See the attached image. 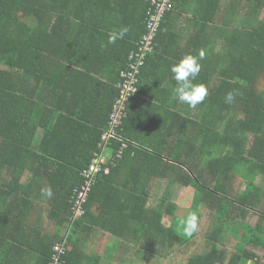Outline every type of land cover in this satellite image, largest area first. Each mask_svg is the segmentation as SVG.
Instances as JSON below:
<instances>
[{
	"label": "trees",
	"instance_id": "1",
	"mask_svg": "<svg viewBox=\"0 0 264 264\" xmlns=\"http://www.w3.org/2000/svg\"><path fill=\"white\" fill-rule=\"evenodd\" d=\"M150 1L0 0V264H50L57 245L66 248L58 264H87L80 244L95 230L160 256L187 247L185 264H264L246 249L264 244L261 222L249 223L251 215L264 223L256 168L264 159V0L201 1L216 8L205 29L217 27L221 14L217 67L194 81L207 85L206 99L195 108L183 104L187 127L181 129L180 116L165 109L141 133L148 113L162 108L144 98L146 73L159 56L166 16L174 8L165 13L139 92L105 150L83 215L71 221L74 190L84 183L82 174L110 127L121 71L147 33ZM122 27L128 33L109 44L108 34ZM171 78L176 87L172 72ZM229 91L235 95L231 104L225 102ZM171 118L173 128L166 123ZM153 180L165 181L166 188L150 206ZM178 187L194 193L184 216L172 200ZM48 188L50 197L40 195ZM45 199L57 224L54 233L40 225ZM191 212L198 226L204 217L212 219L204 235L197 229L187 236L178 228Z\"/></svg>",
	"mask_w": 264,
	"mask_h": 264
},
{
	"label": "crops",
	"instance_id": "2",
	"mask_svg": "<svg viewBox=\"0 0 264 264\" xmlns=\"http://www.w3.org/2000/svg\"><path fill=\"white\" fill-rule=\"evenodd\" d=\"M201 1L202 0H190L188 1L189 3L178 2L176 3L177 7H174L172 5V9L174 8L172 14L169 17L166 16L167 21L165 23V33L162 35L163 40L161 41V45L159 47L160 49L157 48V53L159 54V56L155 57L156 61L154 62V66L149 72L146 73L147 95H145L144 98V101L150 98L155 99H151L149 101L150 107L155 108V106L152 105H157L161 106L162 108L161 110L157 111V113H148L149 115L147 118V124L142 125L143 130H141V133L149 132V126H151L155 122L153 116L160 117L158 114L159 112H163L166 115L165 109H168L180 116L181 129L183 123H185V126L187 127L188 110L183 108V104L173 97L174 90L172 88H175L174 82L171 78V67L173 64L177 63L186 54L198 55L200 51H204L205 58L200 61V63L202 64V68L199 74L201 76H197V78H204V69H214L215 67H217L216 62L218 61V58H216L214 54L218 53V48H220L222 42V39L220 38L221 30L219 28L221 25V14L218 17L217 13V27L214 26L213 23H210L209 27L205 29V22L208 21V19L206 18H211L214 15L215 7L213 8L212 6L210 8V5L208 3H201ZM167 43L169 44L167 45ZM173 61L174 63H172ZM89 62L90 60L86 59L83 64L86 66ZM161 64L163 66H161ZM79 68L80 71L84 72V68ZM143 103L144 102H141L137 105H140L142 107ZM183 119H185V122H183ZM174 120V118H171V120L166 122L167 125L170 127L172 126L173 128L175 122ZM176 129H179V127L176 126ZM40 136H42V131H40ZM160 140L163 141L164 139L161 138ZM258 165L261 166H256L257 170L259 171L257 185L260 189H262L261 192L264 193V159L262 162L258 161ZM40 181L42 180L40 179ZM153 181L156 182V180ZM245 183L246 182H244L243 186L245 185ZM164 190L162 191L161 195L164 193ZM147 191L149 192V195L151 197L149 205H155L156 201L155 203L151 204V201L155 199L157 194V190L156 187L153 186V182L149 183ZM41 193L42 189H40V195ZM40 198H42V196ZM57 198L59 199V196ZM46 202V199L44 201L40 200V214L42 217L40 225H43L44 230L48 233H54L57 224L55 223V221L49 219L48 211L52 208L47 205ZM57 203L58 200H56V204ZM260 209H264L263 200ZM259 222H261L262 224L261 231L263 232L264 223L261 219H258V217L256 223L252 226H258ZM238 236L240 237L241 235L239 234ZM151 241L152 240H150L149 242ZM232 241L236 245L237 237H234L231 240L230 244L232 243ZM124 244L122 245L121 241H118L117 238L106 231L95 230L90 236L87 235L83 238V242L80 244V248L81 250H83V259L87 264L98 261L99 259H95V257L99 258V256L101 258L98 264H152L153 262H148V260L153 256H158L161 258V260H165L169 255H172L168 253L169 250H167L168 256H160V253L155 252L154 250L148 249L147 251H145L139 246H124ZM246 249L251 258L253 257L252 255H254L264 261V244L259 248L249 247L248 245ZM251 249H254L255 251L261 250L262 254L260 256L256 255L251 251ZM247 264H253L251 259L247 261Z\"/></svg>",
	"mask_w": 264,
	"mask_h": 264
},
{
	"label": "built area",
	"instance_id": "3",
	"mask_svg": "<svg viewBox=\"0 0 264 264\" xmlns=\"http://www.w3.org/2000/svg\"><path fill=\"white\" fill-rule=\"evenodd\" d=\"M171 2L172 0H152L150 15L147 19V33L140 40L138 48L131 52L127 68L121 71V80L118 83L119 94L110 113V127L102 139L101 151L96 153L89 168L83 172L84 183L74 190L71 221L80 218L84 213L83 206L88 202L91 188L95 184V177L106 163L105 150L112 145L117 131L128 115V105L131 99L139 92L142 67L146 57L154 51L157 32L165 13L172 8ZM65 249L62 245L55 246L58 255L50 264H58L60 257L66 253Z\"/></svg>",
	"mask_w": 264,
	"mask_h": 264
},
{
	"label": "clouds",
	"instance_id": "4",
	"mask_svg": "<svg viewBox=\"0 0 264 264\" xmlns=\"http://www.w3.org/2000/svg\"><path fill=\"white\" fill-rule=\"evenodd\" d=\"M172 3L173 0L171 2V5ZM151 7H152V0L150 1V7L148 9L147 18L145 21L146 28H147V19L149 18L150 15L149 11ZM162 22L160 24V27L162 25ZM127 33H128L127 27H122L118 30L111 31L108 34V43L114 44L117 40L123 39ZM154 50H155V44H154ZM204 58H205L204 51H200L198 55L186 54L182 59H180L177 63L173 64L171 67L173 78L176 81V87L174 88L173 91V97L174 99L178 100L180 103L187 104L191 108H195L197 105L203 103L207 96V92H208L207 85L203 83H194L202 68V64L200 63V61L203 60ZM234 99H235V95L233 92L229 91L228 93H226L225 95L226 103L231 104L234 101ZM42 194L50 197L52 195L51 189L48 188L42 190ZM198 224H199L198 215L195 212H191L185 218H182L178 221V228L182 229L185 235L191 236L197 231Z\"/></svg>",
	"mask_w": 264,
	"mask_h": 264
},
{
	"label": "rangeland",
	"instance_id": "5",
	"mask_svg": "<svg viewBox=\"0 0 264 264\" xmlns=\"http://www.w3.org/2000/svg\"><path fill=\"white\" fill-rule=\"evenodd\" d=\"M153 186L156 187L157 190V194L154 200L151 201V204L158 202V199L161 197V193L164 190V188L166 187V182L165 181H153ZM157 199V200H156ZM194 199V193L193 190H181V188H177L172 196V200L174 202H177L179 204V206L181 207L180 211L178 212V214L184 216L187 213V210L190 208L192 202ZM261 199L264 201V193L261 194ZM212 219L207 217H204L203 220L201 221V224L198 226V231L200 235H204L205 232L208 231V229H210V221ZM214 221V220H213ZM257 221V217L255 215H251L249 218V223L254 225ZM164 222L166 224L172 223V220L169 218H165ZM234 242L232 241L231 244L227 245L228 250H232L234 247ZM250 249V248H249ZM252 252H254L256 255H261L262 251L261 250H257L255 251L254 249H251ZM231 252V251H230ZM187 254V247H184L183 249L179 250L178 254L176 256H172L169 255L168 258H166L165 260H161L160 257L158 256H153L151 259L148 260V262H153L152 264H158L160 261L163 262V264H185V259H184V255ZM147 255V254H146ZM151 256V255H150ZM148 258V257H147ZM155 259V260H153Z\"/></svg>",
	"mask_w": 264,
	"mask_h": 264
}]
</instances>
